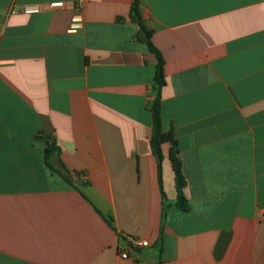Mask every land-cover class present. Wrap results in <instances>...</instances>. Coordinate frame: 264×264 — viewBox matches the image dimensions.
Listing matches in <instances>:
<instances>
[{"label": "crops", "instance_id": "crops-1", "mask_svg": "<svg viewBox=\"0 0 264 264\" xmlns=\"http://www.w3.org/2000/svg\"><path fill=\"white\" fill-rule=\"evenodd\" d=\"M131 3L0 0V264H264V0H140L187 211Z\"/></svg>", "mask_w": 264, "mask_h": 264}, {"label": "trees", "instance_id": "trees-1", "mask_svg": "<svg viewBox=\"0 0 264 264\" xmlns=\"http://www.w3.org/2000/svg\"><path fill=\"white\" fill-rule=\"evenodd\" d=\"M139 5L140 0H132L130 8V18L139 25L141 33L143 34V38L141 40L145 42L149 50L156 55V70L154 77L155 95L153 100L150 101L149 105L152 116V136L150 139V147L157 159L158 182L161 187V146L162 144L168 142L170 143L169 159L171 161L175 177V187L177 193L176 206L183 211H187L188 206L182 193V188L185 185V179L181 170V161L178 156L176 143L171 132L163 133L161 130L160 89L164 85L163 58L151 43V30H149L142 21ZM59 152L60 149L54 140L47 141L46 147L44 149L45 163L51 170H54L56 173H58L68 183H72L68 175L63 174L60 168H54L50 164L51 159L56 160L58 158ZM60 166L63 168L62 163H60ZM106 220L109 224L111 223L110 219ZM158 264H161V262H158Z\"/></svg>", "mask_w": 264, "mask_h": 264}, {"label": "built area", "instance_id": "built-area-1", "mask_svg": "<svg viewBox=\"0 0 264 264\" xmlns=\"http://www.w3.org/2000/svg\"><path fill=\"white\" fill-rule=\"evenodd\" d=\"M65 2L63 1H50L46 4V7L49 9H56V8H64ZM21 11L24 14H37L42 11V8L36 4H28L21 7ZM81 28V19L79 16H74L71 19V22L67 28L68 32L74 33ZM149 243L147 240L137 239V238H129L128 245L126 249L120 254L122 258H128L129 253L137 247H146Z\"/></svg>", "mask_w": 264, "mask_h": 264}, {"label": "water", "instance_id": "water-1", "mask_svg": "<svg viewBox=\"0 0 264 264\" xmlns=\"http://www.w3.org/2000/svg\"><path fill=\"white\" fill-rule=\"evenodd\" d=\"M61 172H62L63 174L68 175V177H69L70 179H72V176L68 173V171H67L66 169H61Z\"/></svg>", "mask_w": 264, "mask_h": 264}]
</instances>
